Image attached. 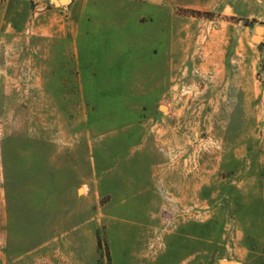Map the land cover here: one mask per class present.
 <instances>
[{
	"label": "rangeland",
	"instance_id": "374dc122",
	"mask_svg": "<svg viewBox=\"0 0 264 264\" xmlns=\"http://www.w3.org/2000/svg\"><path fill=\"white\" fill-rule=\"evenodd\" d=\"M136 1L74 47L0 0V264H264V0Z\"/></svg>",
	"mask_w": 264,
	"mask_h": 264
},
{
	"label": "crops",
	"instance_id": "0c3cea01",
	"mask_svg": "<svg viewBox=\"0 0 264 264\" xmlns=\"http://www.w3.org/2000/svg\"><path fill=\"white\" fill-rule=\"evenodd\" d=\"M108 1V5L103 6L101 0H68L65 6L54 5L34 12L33 31L38 35L49 36L52 40L64 41L74 47L97 46L102 41L115 44L120 39L117 24L121 16L125 12L136 13L138 3L136 0ZM123 3L127 5L128 11L123 10ZM106 22H110L112 26L105 28L103 24ZM135 33L138 34V29ZM131 34L132 32H128L126 37L130 39ZM162 39L164 41V38ZM145 143L146 148L151 147L149 140ZM78 190L82 191L81 188ZM136 198L137 194H132L131 200Z\"/></svg>",
	"mask_w": 264,
	"mask_h": 264
},
{
	"label": "water",
	"instance_id": "95a60500",
	"mask_svg": "<svg viewBox=\"0 0 264 264\" xmlns=\"http://www.w3.org/2000/svg\"><path fill=\"white\" fill-rule=\"evenodd\" d=\"M68 2V0H57L56 4L57 5H63L66 4ZM262 31V27L258 26L256 27V33L259 34ZM258 39V35H255L254 40ZM161 109H164L163 106L160 107ZM81 191V190H80ZM221 264H238L236 262L233 261H223Z\"/></svg>",
	"mask_w": 264,
	"mask_h": 264
},
{
	"label": "trees",
	"instance_id": "16d2710c",
	"mask_svg": "<svg viewBox=\"0 0 264 264\" xmlns=\"http://www.w3.org/2000/svg\"><path fill=\"white\" fill-rule=\"evenodd\" d=\"M97 245L100 247V245H101V242H100V239L99 238H97Z\"/></svg>",
	"mask_w": 264,
	"mask_h": 264
}]
</instances>
